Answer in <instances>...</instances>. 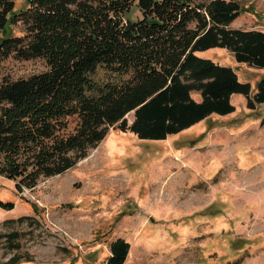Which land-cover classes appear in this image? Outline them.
<instances>
[{
  "label": "trees",
  "instance_id": "trees-1",
  "mask_svg": "<svg viewBox=\"0 0 264 264\" xmlns=\"http://www.w3.org/2000/svg\"><path fill=\"white\" fill-rule=\"evenodd\" d=\"M17 1L0 0V29L23 26L1 38L0 61L41 58L48 67L0 83V176L18 191L74 167L111 127L165 140L234 112L235 93L252 110L264 105V76L253 93L232 66L198 54L222 47L264 69V30L231 27L239 0H29L15 11ZM110 251L106 264H125L130 243L117 238Z\"/></svg>",
  "mask_w": 264,
  "mask_h": 264
},
{
  "label": "rangeland",
  "instance_id": "rangeland-1",
  "mask_svg": "<svg viewBox=\"0 0 264 264\" xmlns=\"http://www.w3.org/2000/svg\"><path fill=\"white\" fill-rule=\"evenodd\" d=\"M239 1L231 27L264 30V0ZM28 4L18 0L15 11ZM22 29H0V40ZM198 54L232 66L253 93L264 76L225 48ZM47 68L41 58L10 56L0 61V83ZM231 100L234 112L165 140L111 127L86 158L33 188L18 191L0 176V201L14 203L0 207V264L17 256L16 264H106L117 238L130 243L125 264H264V105L248 108L241 93ZM69 120L73 131L77 118Z\"/></svg>",
  "mask_w": 264,
  "mask_h": 264
},
{
  "label": "crops",
  "instance_id": "crops-1",
  "mask_svg": "<svg viewBox=\"0 0 264 264\" xmlns=\"http://www.w3.org/2000/svg\"><path fill=\"white\" fill-rule=\"evenodd\" d=\"M199 55H200V54H199ZM233 95H234V94H233ZM233 95H232V96H233Z\"/></svg>",
  "mask_w": 264,
  "mask_h": 264
}]
</instances>
